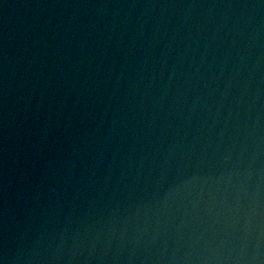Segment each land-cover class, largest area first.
Returning a JSON list of instances; mask_svg holds the SVG:
<instances>
[{
	"label": "water",
	"instance_id": "water-1",
	"mask_svg": "<svg viewBox=\"0 0 264 264\" xmlns=\"http://www.w3.org/2000/svg\"><path fill=\"white\" fill-rule=\"evenodd\" d=\"M0 264H264V0H0Z\"/></svg>",
	"mask_w": 264,
	"mask_h": 264
}]
</instances>
